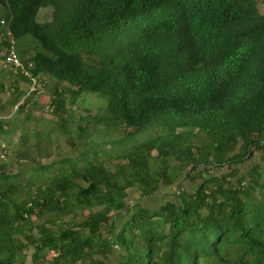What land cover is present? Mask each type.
Here are the masks:
<instances>
[{
	"label": "trees",
	"instance_id": "trees-1",
	"mask_svg": "<svg viewBox=\"0 0 264 264\" xmlns=\"http://www.w3.org/2000/svg\"><path fill=\"white\" fill-rule=\"evenodd\" d=\"M259 4L0 0V61L8 32L29 76L0 72L3 105L23 112L39 97L22 87L50 85L53 132L25 129L20 148L46 159L40 144L55 134L72 151L11 177L0 165V264H23L28 248L30 264H109L112 255L114 264H264ZM76 102L85 116L75 121ZM253 158L235 176L232 166ZM221 167L227 174L207 178L205 169ZM24 175L33 192L21 198L12 183ZM178 179L155 209L139 202ZM127 190L137 195L129 206Z\"/></svg>",
	"mask_w": 264,
	"mask_h": 264
},
{
	"label": "rangeland",
	"instance_id": "rangeland-1",
	"mask_svg": "<svg viewBox=\"0 0 264 264\" xmlns=\"http://www.w3.org/2000/svg\"><path fill=\"white\" fill-rule=\"evenodd\" d=\"M259 13H263L264 7L259 4L258 6ZM49 13L50 9L40 10L35 17V20L37 23H43L49 20ZM1 63H0V72L2 71ZM6 73V72H5ZM21 87L22 85L19 84ZM65 86V85H64ZM48 87V85H47ZM46 87V88H47ZM50 87V85H49ZM48 87V88H49ZM44 89L42 93L40 94L39 98L34 101V105L26 107L25 110L18 111L16 108L13 110H9L8 107L3 105L4 100L6 99V94L2 93L0 94V165H2L3 170L2 174L7 176H13L16 174V172L20 173V170L23 171L25 168H30L32 165L34 166H42L47 164L53 156L57 155L59 157L63 150L65 152L72 153L71 148L68 146L66 142H64L61 139V136H56V141H54L52 138L55 137V134H51V139L49 140V143H46L43 141L40 144V147L51 155L47 157L46 159H38V158H32L30 155L27 154V151L22 150L20 148L21 146H25L26 142H22L19 140V135L22 133L23 130H35L39 133H44L49 131L50 133L53 132V126H52V120H54V117L51 116L50 110H46L47 106V98L49 97L48 89ZM26 89L25 87H22V90ZM102 102V101H101ZM104 104V103H103ZM83 105L79 102H76L74 107H72V112L74 114V120L76 121L78 117L85 116V112L83 111ZM91 113H95L94 106L90 109ZM53 128V129H52ZM89 134L94 139L95 143H98L100 138H98L97 130L93 129L89 124L87 125ZM162 134L167 135V132L165 130L161 131ZM31 141V140H30ZM21 143V144H20ZM49 146V148H48ZM113 146L107 145L105 149L111 148ZM29 148V144L26 146V149ZM257 158V157H255ZM253 158L251 161L246 162L244 165L241 166H232V169L235 171V176L240 177L241 174L246 172V169L254 163L257 162ZM32 159V160H31ZM32 163V164H31ZM114 162H110V164H113ZM111 165L108 166V169H110ZM207 172V178L209 176H216L220 177L223 174H227V170L224 167L216 168V169H205ZM21 176V175H20ZM16 182L12 184H19V186H16L18 189L16 192V195H18L21 198L27 197V195L31 194L33 192L32 187H26V176H22V179L17 178ZM196 181H198V178H195ZM180 182V179L176 181L173 185H171L169 188H165L164 186H159V189L157 193H155L154 200H147L143 201L140 200L139 202L142 203L143 207L148 209H155L157 205L163 202V196L168 195L170 193H174L177 191V184ZM230 183L233 182L229 181ZM188 182H184V188L185 191H190V187L188 186ZM137 200V195L133 191L127 190L126 192V199L125 203H128V206L133 204ZM13 208V206H12ZM16 208V207H14ZM69 219V217H63L59 220H56V223L65 222ZM32 222L34 224L37 223V221L34 218H31ZM59 225V224H58ZM104 235V233L102 232ZM102 235V236H103ZM32 254V251L30 248H28L24 253V263L23 264H30V256ZM114 255H112L111 262L109 264H114Z\"/></svg>",
	"mask_w": 264,
	"mask_h": 264
},
{
	"label": "built area",
	"instance_id": "built-area-1",
	"mask_svg": "<svg viewBox=\"0 0 264 264\" xmlns=\"http://www.w3.org/2000/svg\"><path fill=\"white\" fill-rule=\"evenodd\" d=\"M2 23L0 22V26ZM5 37L8 40L7 46L1 49L2 59L0 61L1 67L4 72H20L24 78H29L28 73L22 68V65L19 63L13 51L12 37L10 33L6 32ZM40 80V79H39ZM36 79H30V85L26 87L25 97L32 95V100L34 101L37 97L40 96L43 89L42 86ZM48 108H46L47 110Z\"/></svg>",
	"mask_w": 264,
	"mask_h": 264
}]
</instances>
